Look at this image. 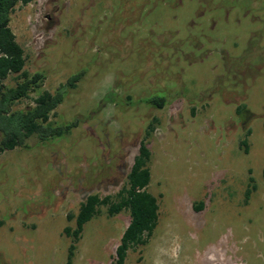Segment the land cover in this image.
Returning a JSON list of instances; mask_svg holds the SVG:
<instances>
[{
	"label": "rangeland",
	"instance_id": "374dc122",
	"mask_svg": "<svg viewBox=\"0 0 264 264\" xmlns=\"http://www.w3.org/2000/svg\"><path fill=\"white\" fill-rule=\"evenodd\" d=\"M9 27L40 91L84 74L52 117L78 122L68 135L0 154V264L71 247L113 264L127 210L65 230L88 195L117 201L142 140L158 224L125 264H264V0H35Z\"/></svg>",
	"mask_w": 264,
	"mask_h": 264
},
{
	"label": "trees",
	"instance_id": "16d2710c",
	"mask_svg": "<svg viewBox=\"0 0 264 264\" xmlns=\"http://www.w3.org/2000/svg\"><path fill=\"white\" fill-rule=\"evenodd\" d=\"M33 1L35 0H0V154L16 148H29L28 141L31 138L40 142L62 138L78 124L76 120L59 124L53 121L52 117L63 102L66 89L74 88L82 78L83 72L73 74L64 85L54 92H49L40 91L44 79L41 73L28 74L23 70V50L9 27L10 16L18 4L25 6ZM10 77L14 80L13 86L5 84ZM32 94L36 95L31 98ZM27 99L31 100V104L20 108V103ZM145 101L161 109L166 103V98L154 95ZM244 110L245 105L240 104L235 112L240 115ZM241 144L244 145L245 140ZM149 160V148L142 140L126 176V183L116 196L117 201H112L110 196L100 198L97 194L88 195L80 204L75 216V229L71 233L66 229V234L72 235L74 241H77L84 225L99 214L101 206L106 207L109 216L127 210L130 220L121 235L113 258V264H125L128 251L145 245L158 224V203L148 191L151 179ZM71 249L73 247L70 248L65 264H71Z\"/></svg>",
	"mask_w": 264,
	"mask_h": 264
}]
</instances>
